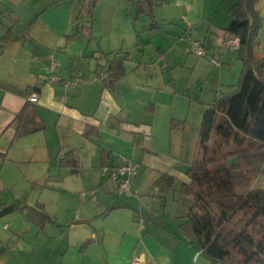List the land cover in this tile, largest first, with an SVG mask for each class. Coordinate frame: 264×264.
Masks as SVG:
<instances>
[{
	"label": "crops",
	"instance_id": "1",
	"mask_svg": "<svg viewBox=\"0 0 264 264\" xmlns=\"http://www.w3.org/2000/svg\"><path fill=\"white\" fill-rule=\"evenodd\" d=\"M161 1L153 0V6L159 7ZM168 1H173L182 10L179 22L173 16L159 14V19L171 26L179 27L183 23L190 26L207 20V34L202 42L206 51L204 58H198L193 50L185 54L182 50L166 47L161 50L155 45L156 51L145 60L143 45L155 43L156 35L152 32L160 27L149 28L147 18H136V8L130 1L132 13L123 12L126 0H98L88 23L85 19L75 20L84 10L83 0L77 1L76 5L74 0H58L46 6V2L41 5L34 2L25 8V15L18 12L20 7L16 9L21 0H0V38L8 28L11 29L8 40L0 48V153L4 155V158L0 156V169L5 162L20 163L34 157L61 167L60 156L73 150L79 163L77 173L90 168L97 175L96 185L103 184L106 191L115 196L114 199L104 195L99 198L102 203L97 198L100 203L97 208L89 206L85 209L86 202H79L76 214L66 220L50 214L44 202L36 201L43 204L44 213L50 220L39 228L28 220L26 211L28 225L15 230L7 248L21 253L33 252L40 232L46 236L44 230L48 226L64 227L68 236L75 226H85L89 229V232L82 229L86 238L67 240L64 250L70 248L72 251L66 257L60 256L59 264H134V260L137 264H212L194 242L180 233L179 225L184 219L176 227L177 236L156 225L148 216L147 224L143 221L142 225L140 220L136 223L133 213L138 210L140 195H117L113 182L107 179L98 182L102 167L123 162L118 155L138 166L132 181L135 190L149 189L154 196H164L165 192L158 193L153 187V182L162 173L172 175L175 182H186L185 172L196 147L194 140H188V135L193 137L190 133L194 125L191 124L192 117L202 115L200 111L203 112L212 98L237 83L241 64L236 47L227 43L232 35L224 29L230 19L231 5L227 8L225 24L214 27L215 34L210 32L213 24L208 5L216 0ZM260 1L255 4L262 18L256 53L264 57V9L261 11L257 6ZM138 23L146 26L140 29ZM183 30L186 36L187 29ZM143 32L147 37L142 38ZM207 36H210V43ZM116 51H121L117 58L127 56L123 60L124 74L109 85L106 67L102 66ZM52 62L56 63L55 72L61 80L78 77L82 82L73 86L48 82L45 68ZM154 64L160 66L159 71L152 69ZM195 67L197 74L193 77L190 74ZM181 70L189 76L179 75ZM204 90H210L206 97L199 93ZM33 94L35 99L27 102ZM26 102L31 109L28 118L42 122L44 129L16 136L13 119ZM86 126L96 127L98 135L84 138L82 133ZM45 131L48 136L55 135L52 143L45 137ZM7 168L9 170V166ZM33 204L25 203L22 207L27 210L25 205ZM5 206H12L11 211L18 208L11 200L0 197V209ZM92 221L97 224L94 226ZM153 227L155 230L151 229ZM109 229H114L120 236L118 241L110 238L113 231ZM63 233L62 228L60 238Z\"/></svg>",
	"mask_w": 264,
	"mask_h": 264
},
{
	"label": "trees",
	"instance_id": "2",
	"mask_svg": "<svg viewBox=\"0 0 264 264\" xmlns=\"http://www.w3.org/2000/svg\"><path fill=\"white\" fill-rule=\"evenodd\" d=\"M57 1L46 2L44 6ZM83 1L84 10L75 20L85 19L90 23L98 0ZM126 1L134 4L136 18H147L149 28L158 26L152 13L153 0ZM256 2L233 0L229 7L230 19L224 29L238 40L240 74L232 90L214 97L205 107L194 157L185 172L188 180L178 188L180 196L190 199L179 231L212 264H264V187H253L255 178L264 175V57L256 53L262 22ZM10 33L8 28L1 36L0 48ZM120 53L113 52L112 58L102 66L106 67L109 85L124 74L123 60L127 56L117 58ZM27 102L13 119L16 136L44 129L42 122L28 118L31 109ZM97 135L93 126H86L82 133L86 139ZM0 156L4 158L1 153ZM59 165L77 173L76 153L64 152ZM174 183L172 175L162 173L153 187L158 193H164ZM25 206L28 220L39 228L50 220L42 203Z\"/></svg>",
	"mask_w": 264,
	"mask_h": 264
},
{
	"label": "rangeland",
	"instance_id": "3",
	"mask_svg": "<svg viewBox=\"0 0 264 264\" xmlns=\"http://www.w3.org/2000/svg\"><path fill=\"white\" fill-rule=\"evenodd\" d=\"M32 1L33 2H31L30 0H21V2L19 3V5H21H16V9L20 7V10H18V12L25 15V8L29 7L32 3L37 2L38 5H41L43 2H47L48 0ZM77 1L79 3L80 0H74L75 5ZM262 1L264 0H261L257 5L258 7H260L261 11L262 9H264V7H261L264 6V2ZM128 2L129 1L124 2V5L126 6H124L123 8L124 11H122L132 13V5H128ZM231 3L232 0H216L215 3H210L208 5V10H211L210 12H212V15L209 16L210 22L213 24V26H210L211 33L213 32L216 34L215 28H220L225 24L227 8L231 5ZM155 7L153 6L152 13L154 18L158 22L160 30L152 32L153 35H156V41L154 44L148 43L143 45L145 60H148L149 56L154 54V52L156 51L155 45L160 46L159 49L161 50L166 47V49L170 48L175 51L182 50L181 52L190 54L189 52H191L193 48H191V41H188L186 39L187 37L191 38L192 40H199L201 42L205 41L204 38L207 34L206 19L200 20L196 24L190 26H185L184 23L179 27L171 26L169 22L160 20L159 14L163 13L169 16H173V18H175L177 22H179V12L181 10L179 6H175L173 1L170 2L168 0H162L161 5L159 7ZM122 15L124 14L122 13ZM210 22L208 21V24ZM137 26H141L140 29H144L146 24L140 25V23H138ZM184 28L185 31L187 29L186 36L184 34ZM144 37H147V33L145 32H143L142 34V38ZM207 37L208 39L210 38V36ZM208 42L210 43V39ZM207 48H210V45L207 44ZM191 55L194 59L204 58V56H199L197 58V56H194L193 54ZM153 68L159 71L160 66L154 64L152 65V69ZM180 73H182V75L184 74V77L189 76V74H186L185 72H183V70H181V72L179 71V75H181ZM196 74L197 69L195 67L192 74L190 75L194 77ZM211 81L212 80L209 81V85H211ZM198 87L200 88V86ZM199 88L197 89V91H199ZM233 88L234 85L229 87L227 90L230 91ZM209 92L210 90H204L203 92L199 93L205 96L209 94ZM195 93L198 94L196 91ZM219 95L220 94H218V96ZM211 100H213V98ZM200 112L203 113L202 111ZM201 116L202 115H197L192 117L194 121H192L193 123L191 124L194 125H192L191 130H194V132H191L190 130V133H193V137H190L188 135V140H191V142H193L194 140L195 144L197 143ZM45 137L49 140L50 143L55 140V135L51 133L48 136L46 131ZM47 139H45V141ZM85 161H87L86 158ZM8 166L9 170H7ZM5 167L6 170H4ZM91 171L92 170L90 168L86 167L82 170L81 173H70L68 169L64 167H58V165L54 167L51 164L47 163V161L45 162L39 157H34V159L30 158L26 161H21L20 163L16 161L5 162V166L3 167V169H0V197L6 201L11 200L13 203L18 205V208L0 217V264H57V261L59 264L60 256L65 255L64 257H66V254L68 255V253L72 251L70 250V248H68L69 250L67 251L64 250V244L67 242V240L70 239L73 241L75 240V238H82L83 240L84 238H86L84 235V230L82 229H85L86 232H89V229L85 226H75V228L73 229L76 230L71 229L69 232V236L66 233V229L62 227L64 231L62 238L59 237L62 230L61 227L48 226L44 230L46 236H44L43 233L40 232L39 237L36 240L35 250L33 252H15L10 249V247H6V244L10 242L9 237L14 235L15 230L23 229L28 225L26 218L27 210H25V207H22L25 203L33 204L36 201L44 202L45 209L50 214L57 215L59 216V218L65 217L66 220L70 218V216H74L76 214L75 210L78 207L79 202H86V205L84 207L85 209H87L89 206H92V208H97V206L100 204L98 203L100 201L99 198L102 199L104 195L114 197L115 199L114 194L112 192L106 191V187L103 184L100 183V185H96L97 175L94 174L93 171ZM108 174V170H103V168H101L98 172V175H100L98 177H101L98 182L105 179L111 182L108 178ZM58 178H61V181H58L60 185L56 184L58 183ZM179 178L181 179V177ZM183 179H185V177ZM179 185L180 182L176 181L173 185L174 189L172 188L171 190L166 191L164 193V196H159L157 194L154 196L149 189L142 192L136 189L138 195H140L138 197L140 199L138 210L134 213L132 212L136 223L138 220H140L142 221V225L143 221L145 225L148 216L149 220L152 219L156 225H161L163 229H166L170 231L174 236H177L178 232L176 227L180 223V221L184 219L182 216L184 212L187 211L188 205L190 203L189 197H182L179 195ZM260 186L264 187V175L257 176L253 182V187ZM87 192L89 193L87 194ZM131 196L137 197L135 195ZM97 198L99 200L98 202L96 201ZM4 224L7 225L6 229L3 228ZM92 224H94L95 226V224L97 223L96 221H92ZM150 225L151 227L153 226L152 224ZM151 229L153 230L154 227ZM109 230L113 231L110 234V238L114 241H118L120 236L116 234L114 229Z\"/></svg>",
	"mask_w": 264,
	"mask_h": 264
},
{
	"label": "built area",
	"instance_id": "4",
	"mask_svg": "<svg viewBox=\"0 0 264 264\" xmlns=\"http://www.w3.org/2000/svg\"><path fill=\"white\" fill-rule=\"evenodd\" d=\"M227 43L231 46L237 47L238 40L236 37H232L227 40ZM191 45L193 48V53L197 56H203L206 54L204 45L199 40H191ZM56 63L52 62L50 66L45 68V72L47 74V81L50 83L61 81L60 76H58L55 72ZM78 82H82V79L76 77L69 81H61L65 86H73ZM30 101L35 99V95H31L28 98ZM120 159L123 161L120 165L117 166H104L103 170H108V178L111 182L115 184V192L117 195H135L138 196V192L132 188V181L137 175L138 166L125 159L123 156H120ZM134 264H137V260L133 261Z\"/></svg>",
	"mask_w": 264,
	"mask_h": 264
},
{
	"label": "water",
	"instance_id": "5",
	"mask_svg": "<svg viewBox=\"0 0 264 264\" xmlns=\"http://www.w3.org/2000/svg\"><path fill=\"white\" fill-rule=\"evenodd\" d=\"M13 209L12 206H5L0 209V217L5 215L6 213L10 212Z\"/></svg>",
	"mask_w": 264,
	"mask_h": 264
}]
</instances>
